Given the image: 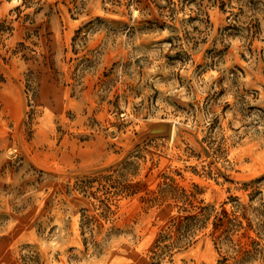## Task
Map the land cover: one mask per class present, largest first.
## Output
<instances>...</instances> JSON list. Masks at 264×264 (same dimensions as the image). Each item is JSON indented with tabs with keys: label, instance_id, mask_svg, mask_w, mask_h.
I'll return each instance as SVG.
<instances>
[{
	"label": "rangeland",
	"instance_id": "rangeland-1",
	"mask_svg": "<svg viewBox=\"0 0 264 264\" xmlns=\"http://www.w3.org/2000/svg\"><path fill=\"white\" fill-rule=\"evenodd\" d=\"M0 264H264V0H0Z\"/></svg>",
	"mask_w": 264,
	"mask_h": 264
}]
</instances>
